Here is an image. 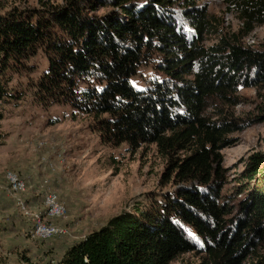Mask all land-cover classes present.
Instances as JSON below:
<instances>
[{"label": "trees", "instance_id": "obj_1", "mask_svg": "<svg viewBox=\"0 0 264 264\" xmlns=\"http://www.w3.org/2000/svg\"><path fill=\"white\" fill-rule=\"evenodd\" d=\"M228 3L243 29L209 46L211 17L193 0H62L0 14V100L26 94L12 81L42 51L33 96L90 116L106 144L155 145L173 187L109 217L55 264H170L188 252L198 264H264V149L248 155L230 194L221 155L229 134L264 121L229 110L255 87L264 111V46L241 40L264 23V0ZM156 54L165 77L136 89L129 78Z\"/></svg>", "mask_w": 264, "mask_h": 264}, {"label": "rangeland", "instance_id": "obj_2", "mask_svg": "<svg viewBox=\"0 0 264 264\" xmlns=\"http://www.w3.org/2000/svg\"><path fill=\"white\" fill-rule=\"evenodd\" d=\"M193 1L196 6L205 7L211 17L212 27L205 34V46L243 29L239 13L228 0ZM43 2L56 4L62 0H0V14L13 7H42ZM173 8L181 18L184 7L176 4ZM241 40L252 47H263L264 23L255 25ZM159 59L158 54L154 55L129 78L136 89L144 90L154 80L165 77L156 66ZM30 66L29 71L12 81L14 88L21 87L26 94L21 99L0 100V181L7 170L25 178L28 183L25 198L36 209H42L46 191L56 192L65 202L68 215L54 222L68 230L46 240L33 238L30 221L19 214L12 198L0 190V264H55L66 247L100 228L109 217L133 210L137 204L145 207L173 188L171 182L162 178L166 161L155 145L131 149L126 143L113 146L102 142L90 116L69 104H43L33 96V83L47 66L42 51L30 59ZM238 95V103L229 109L234 115L264 114L255 87L241 88ZM214 111L212 102L207 114ZM229 137L233 143L223 148L221 155L227 181L224 191L230 194L240 181L238 177L248 155L264 149V121L258 119ZM198 263L199 255L194 252L170 262Z\"/></svg>", "mask_w": 264, "mask_h": 264}, {"label": "built area", "instance_id": "obj_3", "mask_svg": "<svg viewBox=\"0 0 264 264\" xmlns=\"http://www.w3.org/2000/svg\"><path fill=\"white\" fill-rule=\"evenodd\" d=\"M0 190L9 195L19 214L30 221V234L35 239H50L67 233L65 227L54 222L55 219H66L67 206L54 191H46L43 195L42 209L31 207L25 198L28 190L27 180L13 170H7L4 180L0 181Z\"/></svg>", "mask_w": 264, "mask_h": 264}, {"label": "snow or ice", "instance_id": "obj_4", "mask_svg": "<svg viewBox=\"0 0 264 264\" xmlns=\"http://www.w3.org/2000/svg\"><path fill=\"white\" fill-rule=\"evenodd\" d=\"M190 235H192V233H189Z\"/></svg>", "mask_w": 264, "mask_h": 264}]
</instances>
